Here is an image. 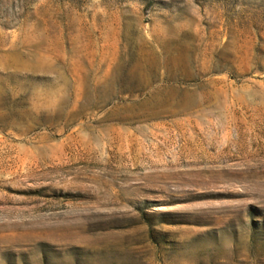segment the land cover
Listing matches in <instances>:
<instances>
[{
    "label": "rangeland",
    "instance_id": "374dc122",
    "mask_svg": "<svg viewBox=\"0 0 264 264\" xmlns=\"http://www.w3.org/2000/svg\"><path fill=\"white\" fill-rule=\"evenodd\" d=\"M0 264H264V0H0Z\"/></svg>",
    "mask_w": 264,
    "mask_h": 264
}]
</instances>
